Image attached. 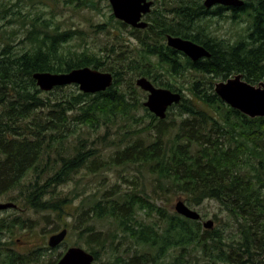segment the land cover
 I'll list each match as a JSON object with an SVG mask.
<instances>
[{"label": "trees", "instance_id": "1", "mask_svg": "<svg viewBox=\"0 0 264 264\" xmlns=\"http://www.w3.org/2000/svg\"><path fill=\"white\" fill-rule=\"evenodd\" d=\"M76 1V6L84 4L83 0ZM85 3L95 7L93 0ZM229 8L234 9L228 12ZM9 11L20 20L27 17L20 10L0 5V17ZM226 12L237 21L246 17L245 33L235 42L213 36L199 21L211 13L219 16ZM153 14L148 28L133 29L138 46L130 51L121 50L131 45L123 41L106 46L104 54L76 50L69 43L80 31L61 28L41 15L31 19L26 37L21 40L26 43L23 49L14 50L12 39L5 40L0 49V189L20 186L33 172L29 184L20 186V194L40 217L53 212L63 220L68 207L75 221L84 215L86 222L90 217L111 222L113 229L104 231L94 222L80 226L65 221L70 230L88 233L92 244L86 249L94 254L95 261L101 258V252L109 254L103 264H195L190 259L201 256L210 264H264V117L253 118L232 108L214 89L217 76L227 79L242 73L253 84L264 81V0H246L241 7L222 5L211 12L204 0H179ZM110 18L126 26L113 13ZM95 27L107 29L106 23ZM168 34L203 45L211 56L193 61L167 44ZM118 39L123 40L122 36ZM86 66L111 71L113 85L95 94L82 92L76 85L44 91L34 78L36 72L60 73ZM186 72L196 75L189 88L192 96L187 98L183 93L181 102L175 104L178 116L171 122L167 120L169 112L167 119L150 112L135 82L127 81L135 75L145 76L157 86L183 92L163 77ZM141 107L150 119L144 128L151 140L127 138L134 129L113 137L117 127H123L117 118L138 121L136 111ZM72 124L94 132L104 126L106 132L96 138L105 144L88 147L87 138L81 137L73 154L55 149L53 159L51 148H62ZM106 145L117 148L110 160L100 158ZM116 164H137L140 172L139 166L145 167L162 189L168 183L175 191L185 193L189 205L216 200L235 223H226L224 229H205L199 220L177 212L170 214L156 205L145 184L134 179H128L133 187L121 189L116 183L113 186L118 189L101 193H86L78 190L79 186L65 193L57 190L68 181L81 184L83 176L98 175ZM82 170L80 180L75 176ZM77 199L81 203L76 204ZM140 212L147 216L155 212L160 217L157 221L165 224L146 222ZM25 224L21 217H14L6 218L2 225L7 230L16 226L32 228ZM228 227L230 231L225 232ZM124 240L148 249L141 253L136 250L130 256ZM119 245L124 249L120 251ZM45 249L48 247L37 246L25 253L14 250L3 264L39 262ZM171 249L178 254L168 261Z\"/></svg>", "mask_w": 264, "mask_h": 264}, {"label": "rangeland", "instance_id": "2", "mask_svg": "<svg viewBox=\"0 0 264 264\" xmlns=\"http://www.w3.org/2000/svg\"><path fill=\"white\" fill-rule=\"evenodd\" d=\"M83 1L84 4L82 3L80 6H76V4L78 3L76 0H73L71 2H66L64 0H0V5L5 4L9 6L10 9L20 10L25 15H27L24 20H20L17 18V15L11 14V11H9L5 17H0V49H2V46L7 39H12L14 50L23 49L26 43H21V40L26 37L27 30L31 25V19H34L37 15H41L44 19H50L53 24H59L61 28L78 29L80 32L74 37V39L70 41L69 44L72 48L79 51L87 49L89 51L104 54L106 46H111L119 41H123V43L125 44H128V42L131 43V45H128V47L124 46L123 48H121V50L123 51H130L132 47L136 45L138 46V43H136L137 41L134 38V34L132 33L133 29L131 26H123L121 24H118L117 22L111 21L110 15L113 13V9L109 0H93V4L95 5V7H91V5L85 3V0ZM157 1L158 3L156 6L161 9V6H164V3L161 2V0ZM165 6L170 7L171 5H169L168 3ZM245 19L246 17L243 18L242 21L234 20L230 16V14L226 12L224 13V15L206 16L199 21L201 25L207 27V31H209L213 36L225 39L227 41L235 42L241 34L245 33V29L247 27ZM23 21H25V24H23ZM103 23H106V30L97 29L95 27V25ZM119 36H122L123 40H119ZM139 77L140 76L135 75L133 78L129 77L127 81L132 79L136 84V80ZM195 78L196 75L194 72H186L182 76H168L167 74H165V77H163L164 80L169 81L170 83H174L177 85V87L182 88L183 93H185L187 98H191L192 96L189 88ZM214 80V82H217L225 79L217 76ZM137 87V92L140 94V98H143L144 102L147 99V92L142 90L138 85ZM168 112L170 113L168 116L169 118L166 119L168 121L173 120L178 116V106H173V108L169 109ZM136 116L138 118V121H135L131 118L119 116L117 118H120L118 124L123 127L121 130H119V128L117 127V130L112 134V136L116 138L124 133V130L134 129L133 132L127 134V138L129 136H132L133 138L142 137L144 139L146 138V142H149L151 140V137L147 135V130H145L144 127L149 124L150 119L146 116V110L144 109V107H141L136 111ZM105 132L106 128L104 126L98 129V131L94 132L86 127H81L79 124H72L71 130L66 131L68 139L65 140L62 144V148H51L50 152H52L53 159L54 157H56V150H60L63 152L69 150L67 153L73 154V150H76V146L79 143L81 137L87 138L86 144L88 147L93 146V144L103 146L105 142H101L96 137L98 134H104ZM171 132L174 134L175 129H172ZM93 141L95 143H93ZM124 143L125 142H123L122 145H124ZM116 149L117 148L113 145L104 146V148H102L103 152L100 158L110 160L111 154H114ZM139 167L141 168V172L139 171L137 164H116L113 166L109 165L105 169L101 170L102 172L98 175L87 174L85 176H83L82 170L78 175L75 176L76 178H80V180L83 176L81 184H76L74 181H68L62 185H59L57 187V190H64L63 193H65L73 190L75 186H79L78 190L84 189V192L86 193L93 194V192L95 191H100L101 193V191H109L112 188L126 189L133 187V185L128 182V179H134L137 182H142L143 184H145L147 187V191L152 194L153 200L155 201L156 205L163 207L166 212L170 214L176 212L175 204L178 200L182 199L188 204V196L185 193L175 191L174 188L168 185V183H166L168 187L162 189L161 185H159L158 182L154 181V176H151L147 172V169L145 167ZM32 176L34 178L33 172L28 173V175L22 180L20 186L28 185L29 179ZM116 183L119 184L118 188L116 186H113ZM20 186H10L2 190V194H0V202H6L10 200V198L14 197L15 200L20 204V209H15L6 212L5 214L4 212H2V215L0 213V216L2 217V224L4 221H6V218H8V220H11L14 217H21L26 221L25 225L32 226V228H23V226H16L11 228L10 230H7V226L5 227L4 225H2V240H6L7 242H9V245L7 246L14 248L19 253H25L37 246L48 247V249L44 250L42 259L39 260V262H31V264H50L51 262L53 264H56L65 250L72 246H82L85 249L90 248V245L92 243L87 237V232L81 234L78 229L70 230L69 228L65 240L59 246L55 248L49 247V237L62 228H67V226H65V221H72L73 223H77L80 226L94 222L97 225V228L104 229V231L113 229L111 222H109L108 220L99 222L94 221L92 217H90L88 222H86V220H84V218L86 217L82 215V219L79 218L75 221V217L69 214V212H71V209L68 207L65 208V219L63 220L58 219L57 213L53 214V212H46V214L48 215L47 217H40L39 213L35 212L31 208V206L26 204L25 201L21 200L23 196L20 194L22 190ZM80 201L81 199H77L75 203L78 204ZM189 206L201 213L202 220H200V222L202 223V225L209 219H212L214 221L213 228L219 227L221 229H224L226 223H235L229 218L228 213L220 208V204L216 200L206 199L199 205ZM142 215L144 216L146 222H155L158 219L160 220V217L155 212L150 216H147L144 213H142ZM79 220H81V222ZM157 222L160 226H163L165 224L162 221ZM224 231L228 232L230 231V228L228 227ZM96 246L97 245H94V247ZM123 246L129 249L128 252L130 256L133 254V252H136V250L137 253H141L148 249V246L142 244L136 245L135 247L132 242L126 240L123 241ZM123 246L119 245L118 249L121 251L122 249H124ZM197 253L198 255H200L199 252ZM101 254V258L99 260H96L94 264H103V261H107L109 259V254L107 252H101ZM177 254L178 251L176 249H171L170 254H168L166 257V260H172V257L176 256ZM190 260H192V262L196 261L195 264H205V262H208L206 257L204 256H201L198 259L191 258ZM207 264H210V262H208Z\"/></svg>", "mask_w": 264, "mask_h": 264}, {"label": "water", "instance_id": "3", "mask_svg": "<svg viewBox=\"0 0 264 264\" xmlns=\"http://www.w3.org/2000/svg\"><path fill=\"white\" fill-rule=\"evenodd\" d=\"M116 18L137 28H146L148 22L142 20L144 14L152 9V0H109ZM244 0H205L207 8L217 4L233 7H241ZM169 46L185 53L193 61L204 57H210L211 53L203 46L190 39L180 36L168 35ZM34 78L39 87L44 91H50L57 86L76 84L85 93L95 94L105 91L113 85L114 75L110 71H101L89 66L74 68L68 72H36ZM136 84L148 92V98L144 105L160 119L167 117L170 106L182 100V93L169 88L158 87L150 79L140 76ZM216 94L229 106L241 111L250 117H264V81L253 84L247 81L242 73H237L226 80L215 83ZM15 206L12 202H0V209H8ZM178 214L192 219L200 220L201 213L192 209L184 200L180 199L175 204ZM206 229L214 227V221L209 219L204 222ZM68 234V228H63L49 238V246L54 248L60 245ZM95 256L80 246L69 247L59 258L56 264H93Z\"/></svg>", "mask_w": 264, "mask_h": 264}, {"label": "flooded vegetation", "instance_id": "4", "mask_svg": "<svg viewBox=\"0 0 264 264\" xmlns=\"http://www.w3.org/2000/svg\"><path fill=\"white\" fill-rule=\"evenodd\" d=\"M152 1L154 2L152 10L150 12L144 14L143 17H142L143 20H145V21L148 22L147 28L149 27V24L152 23V17L154 15L153 14L154 10H158L159 9V7L156 6L157 3H158V1L157 0H152ZM178 1L179 0H161V2L164 3V6L166 4H168V3H169V5H173L176 2H178ZM244 2L246 3V0H244ZM164 6L162 5L161 8L164 7ZM219 6H222V5L221 4H217V5L213 6L212 8H209L210 9V12L211 11H214V9L217 8V7H219ZM227 7H230V6H227ZM231 7H233V6H231ZM232 9H234V8H231V9L229 8V9H227V11L228 12H231ZM211 15H213V13H211ZM133 28L134 29H138L136 27H132V29ZM168 35H170V34H168ZM1 156H2V148H0V157ZM0 159L2 160V157ZM0 194H2V189H0ZM6 202H14L16 204V206H13L12 208H9L7 210L6 209L0 210L1 215H2V212H4V214H5L6 212H9V211H12V210H15V209H20V204H19L18 201L15 200L14 197L13 198H10V200H8ZM8 216H10V215H8ZM0 220L2 221V217L1 216H0ZM7 245H9V242H7L6 240H4V241L2 240V222H1V227H0V258H1L0 259V264H3L4 263L5 258H6L5 256H7L8 254L13 253L14 250H15L14 248H12L10 246H7Z\"/></svg>", "mask_w": 264, "mask_h": 264}, {"label": "bare ground", "instance_id": "5", "mask_svg": "<svg viewBox=\"0 0 264 264\" xmlns=\"http://www.w3.org/2000/svg\"><path fill=\"white\" fill-rule=\"evenodd\" d=\"M207 49V48H206ZM208 50V49H207ZM209 51V50H208ZM210 52V51H209ZM211 53V52H210Z\"/></svg>", "mask_w": 264, "mask_h": 264}]
</instances>
